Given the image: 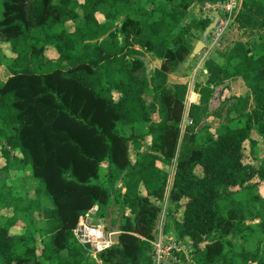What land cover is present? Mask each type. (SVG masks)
<instances>
[{
  "label": "trees",
  "instance_id": "trees-1",
  "mask_svg": "<svg viewBox=\"0 0 264 264\" xmlns=\"http://www.w3.org/2000/svg\"><path fill=\"white\" fill-rule=\"evenodd\" d=\"M218 1L0 0V67L9 70L0 83V212L12 211L0 216V264H153L167 198L178 212L166 232L193 249L180 264H264V248L237 252L229 239L249 245L264 232V158L255 168L244 154L264 122V0H240L235 23L259 34L205 62L206 81L193 88L199 105L188 103L190 84L168 86L211 24H187L193 8ZM145 53L161 62L151 76ZM233 79L246 95L229 93ZM220 88V103L233 101L228 123L201 147L194 129ZM25 170L35 199L6 193L8 176ZM95 206L101 220L112 207L123 215L120 243L97 259L74 234ZM249 209L260 223L247 224ZM20 224L26 232L13 235Z\"/></svg>",
  "mask_w": 264,
  "mask_h": 264
},
{
  "label": "rangeland",
  "instance_id": "rangeland-1",
  "mask_svg": "<svg viewBox=\"0 0 264 264\" xmlns=\"http://www.w3.org/2000/svg\"><path fill=\"white\" fill-rule=\"evenodd\" d=\"M191 20L187 21V24L190 23ZM195 34V33H194ZM259 34L258 31H250L247 29H243L238 23H235L231 31L229 32L228 36L225 38L224 41L228 42L227 47H223L224 45H220L216 50L208 56L206 59L201 55L199 57H196L192 59L191 62L187 65V72H188V79L186 80V84H190L191 89L194 88V86H197L199 83H204L203 80L206 79L205 72V62L214 58L218 52H223L226 49L232 48L237 43H244V44H252L255 42L257 35ZM192 41H201V39H191ZM208 42V40H207ZM53 52L48 53V57L50 59H57L56 52L54 50H51ZM4 52L7 56L13 57V55L10 53V49L7 46H4ZM203 54V53H202ZM192 55V54H191ZM190 58V57H189ZM189 66V67H188ZM8 68L6 66L0 67V83L4 81L8 77ZM204 72V73H203ZM175 86H171L170 88L173 89ZM223 88H220L215 93V96L210 104V111L209 115L203 120V122L196 126L194 129V132H198V136L200 137V140L207 139L214 137L215 132L218 131V129L221 127V125L227 122V108L233 103L231 100L228 104L222 105L220 103L219 97L220 93L222 92ZM247 92V91H245ZM235 93V92H233ZM233 95V94H232ZM246 95V94H245ZM229 93L226 92L225 97H228ZM234 96V95H233ZM148 101L150 98H147ZM251 110L254 108V103L252 101L251 103ZM157 116L154 117L156 119ZM188 124V123H186ZM186 128V126H185ZM187 129V128H186ZM258 132V133H257ZM257 132H253V141L256 143L255 145L252 142H248L246 144L245 148V163L247 165H251L255 168L259 166V163L264 158V142H262V133L264 134V122L263 124H260L257 127ZM184 133V132H183ZM207 142H198L199 146H204ZM193 147V146H191ZM132 157V156H131ZM134 159V156L132 157ZM6 160L4 159L1 149H0V170L4 169L6 167ZM106 168V165L104 166ZM104 170V169H103ZM105 171V170H104ZM168 171V169H167ZM170 171V170H169ZM168 171V172H169ZM4 177L6 173L2 174ZM8 176V175H7ZM6 176V177H7ZM258 182V180L255 181V183ZM7 186L10 188V190H7V194L13 196L14 198L17 197H25V196H31L33 199H35V189L37 188V182L33 180L30 172L28 170H25L24 172H15L11 176H8L7 180ZM121 187V185H120ZM122 189V188H121ZM259 196L264 198V183L260 184L259 187ZM256 209L259 210L260 208L259 204H255ZM184 205H182L181 210L179 211L178 217L182 218V212L184 211ZM253 208V207H252ZM11 210H5L3 209L0 212V216L4 219L5 217L10 215ZM173 212H178L177 209L173 206L170 199H165L163 203H161V214L160 218H164L165 223L171 218V214ZM257 212V211H256ZM256 212L253 211V209H249V212H247V224L253 225L258 224L260 221L255 218ZM122 216L119 208H116L113 210V217L114 220H118L119 217ZM177 218V217H176ZM160 221V220H159ZM26 232V227L22 224L18 225L15 229L12 230L13 235H22ZM235 245H236V251L242 252L247 250L248 248H255L256 246H260L264 248V232H261L258 236H256L252 242H250L249 245L246 244V242L238 236H231L229 238Z\"/></svg>",
  "mask_w": 264,
  "mask_h": 264
},
{
  "label": "built area",
  "instance_id": "built-area-1",
  "mask_svg": "<svg viewBox=\"0 0 264 264\" xmlns=\"http://www.w3.org/2000/svg\"><path fill=\"white\" fill-rule=\"evenodd\" d=\"M240 8V0H223L216 3H206L202 6L203 20L211 24L218 19L216 27L211 31L206 43L207 48L202 56L206 59L219 47L225 35L235 24V15ZM189 125L191 121H186ZM99 208L95 206L86 217L79 221L74 234L82 245L89 244L92 258L114 245L112 236L104 225L105 219L98 218ZM180 218V217H179ZM150 241L153 264H180L182 257L192 262L193 249L191 245L178 240L173 233L166 232L164 218L159 219Z\"/></svg>",
  "mask_w": 264,
  "mask_h": 264
},
{
  "label": "crops",
  "instance_id": "crops-1",
  "mask_svg": "<svg viewBox=\"0 0 264 264\" xmlns=\"http://www.w3.org/2000/svg\"><path fill=\"white\" fill-rule=\"evenodd\" d=\"M190 16L192 17L190 20H193V19L203 20V17H202V7L200 6V10H199V7L193 8ZM233 26H232V28H233ZM229 32L225 35V37L223 38V40L221 42V44L224 45L223 47L229 46L228 45V42L224 41L225 38L228 36ZM198 42L199 41H192L191 42V47L193 48L192 49V53H193L196 45L198 44ZM227 50L228 49L224 50L223 52H225ZM189 57H191V55ZM189 57L186 59L185 62H183L177 68V70L174 73H171L169 75V78H168V86L169 87H171V86H177V85H182V84H186L187 83L186 80L189 77H188V72H187L186 69H187V65L189 64V61H188L190 59ZM139 59L144 63L145 69H146V73H147L148 76H151V74L154 71L160 69V67H161V62L157 58H155L152 54H146L145 53ZM203 81L205 83L206 79L203 80ZM199 84H202V83H199ZM226 86H230L229 93H232L234 96H243V95L246 94L245 91H247V89L245 87V84H244V82L241 79H233V80L227 82L226 83ZM233 92H235V93H233ZM193 96H196V98H193ZM148 97L150 98L149 103H153L152 98L150 96H147L146 98H148ZM188 103L189 104H195V105H199L200 104V95L198 93L194 92L193 89H191V91H190L189 98H188ZM155 116H157L156 119H154ZM153 121L154 122H159V116H158V114H155L153 116Z\"/></svg>",
  "mask_w": 264,
  "mask_h": 264
},
{
  "label": "water",
  "instance_id": "water-1",
  "mask_svg": "<svg viewBox=\"0 0 264 264\" xmlns=\"http://www.w3.org/2000/svg\"><path fill=\"white\" fill-rule=\"evenodd\" d=\"M218 23V19L215 20L214 23L210 24L209 27L206 29L205 33L203 34V38L198 44L196 45L190 59L188 60L189 62L192 61V59L199 57L202 55V53L206 50L207 48V40L210 36L211 31L216 27ZM113 207L109 210V215L104 221V225L106 229L109 231V233L112 236V241L114 245L120 243V238L122 234V220H123V215L119 217L116 223H114V217H113ZM85 248L87 250L91 249V246L89 244L85 245Z\"/></svg>",
  "mask_w": 264,
  "mask_h": 264
}]
</instances>
